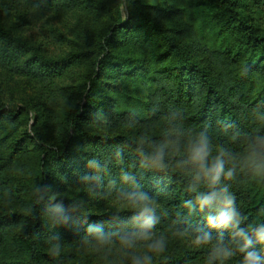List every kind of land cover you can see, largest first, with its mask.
<instances>
[{"label":"trees","instance_id":"1","mask_svg":"<svg viewBox=\"0 0 264 264\" xmlns=\"http://www.w3.org/2000/svg\"><path fill=\"white\" fill-rule=\"evenodd\" d=\"M172 1L0 0V68L36 89L23 105L0 98V264H95L127 252L119 236L146 229L138 211L118 210L116 197L133 190L123 173L156 203L153 238L132 251L163 238L167 252L180 237L208 234L204 245L235 252L229 264L248 253L264 264L254 235L264 227V167L246 160L249 139L264 135V30L249 11L264 13V0H210L207 36ZM181 127L206 130L213 156L223 146L235 157L232 180L214 189L196 180ZM160 148L163 167L153 168L147 157ZM19 158L33 176L12 204ZM225 184L232 205L201 211L198 193ZM229 210L232 220L218 224ZM239 230L253 240L244 251ZM175 255L161 264L187 258Z\"/></svg>","mask_w":264,"mask_h":264},{"label":"clouds","instance_id":"2","mask_svg":"<svg viewBox=\"0 0 264 264\" xmlns=\"http://www.w3.org/2000/svg\"><path fill=\"white\" fill-rule=\"evenodd\" d=\"M184 137L187 144L189 161L196 165L195 178L199 181L203 178L207 187L215 188L221 183L222 180L230 181L233 178L235 172V165L232 161L235 157L223 146L220 147L215 156L212 155V139L207 134L206 130H194L191 128L178 129V138ZM146 139L136 141L141 147L148 143ZM141 156H144V152H140ZM117 156L122 162L120 152H117ZM164 158L163 149H157L152 152L147 159L150 160L153 168H162ZM249 163L256 164L260 167H264V135H256L249 139V153L246 157ZM94 164V162H91ZM141 167H144L142 164ZM99 179V177H97ZM122 179L125 182H130L133 187L132 191L122 192L116 197V203L118 210H128L132 212H139V215L135 217L136 220H143L142 228L146 231L138 233H132L131 235L119 236V243L122 250L130 252L131 264H152L153 256L149 253L161 254L165 251V241L163 238L155 240L152 243L146 245L148 252L143 255L137 254L132 251L137 248V241L152 240L153 234L151 229L154 228L156 220L154 214L156 212V203L151 200L145 192L136 191L141 185L136 181L135 177L130 173H123ZM110 184H115L114 180L109 181ZM197 190V189H193ZM235 197L228 191V185L225 184L219 189V191H211L210 194H204L199 192L196 197V202L199 204L201 211L205 207L213 208L218 203H224L228 206L232 205ZM234 213L229 210L227 212H220L216 217L218 224L227 225L233 217ZM211 223V217L208 218ZM90 232L102 233V226H92L88 229ZM251 231V229H249ZM249 231L239 230L236 232V236L240 237L244 241L240 251H244L252 245L253 240L249 238ZM257 243L264 245V227L260 228L254 233ZM210 239L208 234H204L201 237H197L195 243H204ZM50 253L53 256L59 255V245L50 249ZM232 255L231 249H218L217 256L222 258V264L224 260H227ZM242 264H260V258L255 253H248Z\"/></svg>","mask_w":264,"mask_h":264},{"label":"rangeland","instance_id":"3","mask_svg":"<svg viewBox=\"0 0 264 264\" xmlns=\"http://www.w3.org/2000/svg\"><path fill=\"white\" fill-rule=\"evenodd\" d=\"M245 5L249 4V0H244ZM171 4L175 8H184L186 10L185 18L189 24H193L199 28H202L205 33L211 34L208 27L205 25V18L207 16L212 17L216 10L210 5V0H176L172 1ZM256 6H252L249 11L254 18L258 21L260 27L264 30V13L258 12ZM126 9L122 8V13L125 15ZM40 29V28H38ZM38 30H33L29 32V37L32 34H37ZM31 34V35H30ZM257 88H264V75L258 73L257 75ZM35 87L31 84L29 85L26 80L21 79L19 76L11 75L8 72H5L0 68V98L12 106H19L25 104V102L31 99L35 94ZM32 166L23 158L16 160L13 176H14V186L11 191L10 201L12 204L21 199V197H26L28 193V186L30 185L31 177L33 176ZM196 239H191L189 237H180L179 240L170 248L167 252L161 254L149 253L153 256L152 264H161L162 261L167 259V255L171 253L173 256L175 252L178 254H184L187 258H184L183 262L180 264H191V261H194V264H222V258L217 256V250L214 245H204V243H195ZM203 249L204 251H200ZM216 249H223L222 247H216ZM231 249V248H225ZM212 250V251H211ZM205 251H209L208 253ZM232 255L236 256L235 252L231 249ZM137 254L143 255L145 252H148L146 245L141 250H135ZM130 252H116L110 256H102L97 259L95 264H131L130 262ZM230 256V257H231ZM211 259H210V258ZM229 257V258H230ZM171 264V263H169ZM223 264H229V260H224Z\"/></svg>","mask_w":264,"mask_h":264}]
</instances>
